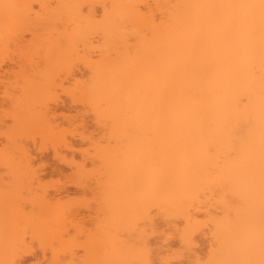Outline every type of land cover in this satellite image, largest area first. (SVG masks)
<instances>
[{"label":"bare ground","instance_id":"obj_1","mask_svg":"<svg viewBox=\"0 0 264 264\" xmlns=\"http://www.w3.org/2000/svg\"><path fill=\"white\" fill-rule=\"evenodd\" d=\"M85 1L86 13L80 0H57L55 11L68 13L56 16L69 17L71 41L86 44L83 92L117 143L94 149L103 264H264V0ZM52 47L59 54L58 40ZM34 54L0 93L15 151L42 116L48 59ZM20 215L45 226L44 214Z\"/></svg>","mask_w":264,"mask_h":264},{"label":"rangeland","instance_id":"obj_2","mask_svg":"<svg viewBox=\"0 0 264 264\" xmlns=\"http://www.w3.org/2000/svg\"><path fill=\"white\" fill-rule=\"evenodd\" d=\"M84 1L80 0V3L83 2L81 9L86 13L87 4ZM55 6H58L57 0H24L20 8H15L16 4L14 8L0 4V93L12 79L10 71L28 69L29 54L37 51L33 55L36 59L43 54L48 59L44 67L43 89L37 103L42 116L38 126L22 131V148L19 151L6 146L3 132L11 120L6 115V102L0 99L2 264H63L64 261L65 264L96 261L103 264L104 246H100L106 237L107 226L104 224L108 217L104 213L103 192L100 193L101 190L97 188L94 190L95 179L102 173L101 166L95 162L94 149L95 143L101 147L110 144V149L117 148V143L114 142L112 130L107 127L110 122L96 117L94 108L88 105L83 92L82 84L88 77L83 60L88 54L86 44L71 41L68 13L64 12L66 10L55 11ZM60 11L66 15L61 12L57 17ZM97 39H92L93 46L100 43ZM44 40L50 41L51 51L50 47L42 51ZM57 40L60 50L59 54H54L52 45ZM28 44H33L34 48H29ZM96 50L91 54L95 56H92L93 59L98 54ZM102 202L104 204L101 205ZM23 213L39 214V217L44 214L42 220L45 226L40 225V222L35 223L36 220L30 222L32 225L35 223L34 226L25 225L26 222H20L18 216L21 214V217ZM140 220L137 227L144 233V239L149 238L151 242V238L146 235L148 223L145 219ZM120 233L113 232L111 235L119 240L129 239L128 236L124 237L125 233ZM12 240H15L14 244ZM116 261L114 264H117Z\"/></svg>","mask_w":264,"mask_h":264}]
</instances>
